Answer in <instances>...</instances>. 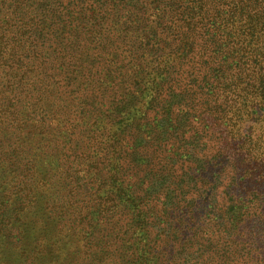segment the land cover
Listing matches in <instances>:
<instances>
[{
	"label": "trees",
	"instance_id": "obj_1",
	"mask_svg": "<svg viewBox=\"0 0 264 264\" xmlns=\"http://www.w3.org/2000/svg\"><path fill=\"white\" fill-rule=\"evenodd\" d=\"M0 264H264V0H0Z\"/></svg>",
	"mask_w": 264,
	"mask_h": 264
}]
</instances>
